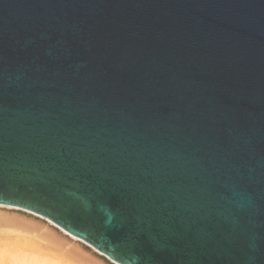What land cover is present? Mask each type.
<instances>
[{"label": "water", "instance_id": "obj_1", "mask_svg": "<svg viewBox=\"0 0 264 264\" xmlns=\"http://www.w3.org/2000/svg\"><path fill=\"white\" fill-rule=\"evenodd\" d=\"M0 204L120 264H264V0H0Z\"/></svg>", "mask_w": 264, "mask_h": 264}, {"label": "rangeland", "instance_id": "obj_2", "mask_svg": "<svg viewBox=\"0 0 264 264\" xmlns=\"http://www.w3.org/2000/svg\"><path fill=\"white\" fill-rule=\"evenodd\" d=\"M5 217V218H3ZM18 219V220H13ZM3 218V219H2ZM10 220H9V219ZM22 218V219H21ZM7 221H6V220ZM23 219L42 222L93 259L78 255L49 239L42 228H30ZM56 238L53 234L49 233ZM59 239V238H56ZM62 243V241H60ZM0 264H120L88 243L70 235L45 217L22 208L0 204Z\"/></svg>", "mask_w": 264, "mask_h": 264}, {"label": "bare ground", "instance_id": "obj_3", "mask_svg": "<svg viewBox=\"0 0 264 264\" xmlns=\"http://www.w3.org/2000/svg\"><path fill=\"white\" fill-rule=\"evenodd\" d=\"M11 207V206H10ZM15 208H18V207H15ZM5 218V217H3ZM2 218V219H3ZM9 218H12V217H9ZM8 218V219H9ZM13 219V218H12ZM22 219V218H21ZM6 220V219H5ZM10 220V219H9ZM13 220H18V219H13ZM25 222L23 224H25L26 226L30 227V228H34L36 229L37 227L40 228V229H44L45 231V234H47L46 236L52 240H54L55 242L59 243V244H63L64 247H66L68 250L78 254V255H81V256H84V257H87V258H90V259H93L92 256H90V254H87L84 250H82L81 248H79L78 246H75L73 244H70L67 240L63 239L62 237H60L56 232H54L52 230V228H50V226L46 225V224H43L42 222H38V221H33L31 219H23ZM7 221V220H6ZM49 233L53 234L56 238H59V239H56L54 237H52ZM62 241V243L60 242ZM100 252V251H99ZM102 253V252H100ZM110 258V257H109ZM111 259V258H110Z\"/></svg>", "mask_w": 264, "mask_h": 264}]
</instances>
